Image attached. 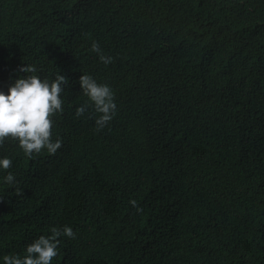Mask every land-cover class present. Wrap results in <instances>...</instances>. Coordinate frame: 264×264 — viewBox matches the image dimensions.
Listing matches in <instances>:
<instances>
[{"label": "trees", "instance_id": "16d2710c", "mask_svg": "<svg viewBox=\"0 0 264 264\" xmlns=\"http://www.w3.org/2000/svg\"><path fill=\"white\" fill-rule=\"evenodd\" d=\"M24 64L68 78L62 147H0V264L65 225L52 264H264V0H0V90ZM82 74L115 94L99 131Z\"/></svg>", "mask_w": 264, "mask_h": 264}, {"label": "clouds", "instance_id": "9594fccd", "mask_svg": "<svg viewBox=\"0 0 264 264\" xmlns=\"http://www.w3.org/2000/svg\"><path fill=\"white\" fill-rule=\"evenodd\" d=\"M91 50L105 65L112 62V57L103 54L98 42L92 43ZM19 71L26 75L15 79L7 92L0 90V147L5 141H14L29 159L45 150L55 155L62 142L59 138L53 141V118L64 111L62 94L69 83L68 78L58 73L54 79H41L38 68L31 64H24ZM78 82L82 94L88 99L76 108V117L85 115L91 109L96 114L94 122L97 130L104 129L117 113L113 90L107 84L98 83L89 74H82ZM11 168V159H0V169L6 172L4 182L14 186L17 196L23 195V190L16 186L18 182L13 172L8 171ZM130 204L137 212L143 211L137 201L131 200ZM50 232V235H40L28 244L23 255L3 256V264H52L58 255L59 238L75 239L76 234L67 225L62 229L52 227Z\"/></svg>", "mask_w": 264, "mask_h": 264}]
</instances>
